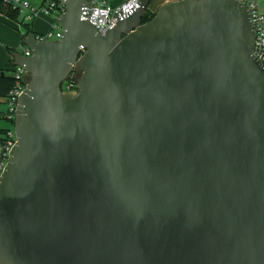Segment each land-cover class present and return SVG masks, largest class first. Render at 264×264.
<instances>
[{"label":"water","instance_id":"95a60500","mask_svg":"<svg viewBox=\"0 0 264 264\" xmlns=\"http://www.w3.org/2000/svg\"><path fill=\"white\" fill-rule=\"evenodd\" d=\"M0 176V264H264V64L251 9L139 0L102 31L60 0ZM80 73L77 90H63Z\"/></svg>","mask_w":264,"mask_h":264},{"label":"built area","instance_id":"2783aa9c","mask_svg":"<svg viewBox=\"0 0 264 264\" xmlns=\"http://www.w3.org/2000/svg\"><path fill=\"white\" fill-rule=\"evenodd\" d=\"M13 5L19 8L21 17L24 23L32 22L37 19L39 15L54 14L55 17L62 15L66 11V5L60 0H41V6L35 8L30 3L24 0H11ZM91 6L92 14L90 20L96 26L100 27L102 31L114 26L117 19L114 17L115 13L123 9L127 12L131 6H135L139 0H128L120 6L113 7L108 4V0H88ZM243 5H248L251 9L252 21L254 23L255 38L253 41L254 54L264 64V0H238ZM56 21L54 25L47 32H38L37 39L44 40H59L61 37L62 29L59 23ZM7 20H10L6 17ZM16 23V21H13ZM19 27L22 26L20 22ZM16 23V24H17ZM18 26V25H17ZM23 54L26 56L32 55L31 51L24 46ZM13 76L16 79V83L7 97L0 98V101L7 105L6 111H0V119H5L13 123L12 128H0V176L8 163L10 151L17 142V136L15 133V116L18 105L19 95L26 87L30 75L21 66H16L13 71ZM63 90H77V85L73 82H67L62 84Z\"/></svg>","mask_w":264,"mask_h":264},{"label":"trees","instance_id":"16d2710c","mask_svg":"<svg viewBox=\"0 0 264 264\" xmlns=\"http://www.w3.org/2000/svg\"><path fill=\"white\" fill-rule=\"evenodd\" d=\"M156 11H152L149 6L143 17L142 23L151 20L155 16ZM0 13L8 17L9 19L20 22L22 24L24 30V32L22 33V40L30 32L36 31V29L34 28V24L37 19H34L32 22L24 23L19 8L15 7L11 0H0ZM7 49L12 57L7 62V66L4 69H0V98L7 97L16 83V79L13 76V71L16 67L14 65V53L16 52V49L13 47H8ZM79 75L80 73L73 71L68 79L64 82V84L67 82H73L76 87L78 79L80 77Z\"/></svg>","mask_w":264,"mask_h":264},{"label":"rangeland","instance_id":"374dc122","mask_svg":"<svg viewBox=\"0 0 264 264\" xmlns=\"http://www.w3.org/2000/svg\"><path fill=\"white\" fill-rule=\"evenodd\" d=\"M28 3H30L31 5H33L35 8H39L41 6V0H24ZM153 1V0H152ZM123 2H125V0H108V4L110 6L113 7H117L120 6ZM152 3V2H151ZM56 18L54 14H50V15H45V14H41L39 15V17L37 18L36 22H35V28L37 31H40L42 33L47 32L49 30V28L51 27V25L55 23ZM5 21L8 22V24H10L9 22H12V25L10 24L11 28L13 30L17 29V33L19 34L20 32L18 31V29L23 33V27H19V23H15L13 22V20H6ZM18 25V26H17ZM3 42H0L1 45ZM17 51H22L24 50V46H23V42L21 40V36L19 38V42L16 46ZM4 53V49L3 47H1L0 49V54ZM80 76V75H79ZM0 108L2 111H6V109L8 108L7 105L5 103H0ZM13 123L11 121L5 120V119H0V128H12Z\"/></svg>","mask_w":264,"mask_h":264},{"label":"crops","instance_id":"0c3cea01","mask_svg":"<svg viewBox=\"0 0 264 264\" xmlns=\"http://www.w3.org/2000/svg\"><path fill=\"white\" fill-rule=\"evenodd\" d=\"M126 1L128 0H125V2ZM171 1H174V0H153L152 3L150 4V9L152 11H156L160 5L171 2ZM5 19H6V16L0 13V42H3L2 43L3 45L0 44V49L1 47H3L4 49V53L0 54V69H4L7 66V62L12 57V55L9 53L7 48L13 47L16 49L20 36L22 40V32L18 29V31L20 32L18 34L16 32L17 29L13 30L11 28L10 24L12 25V22H9L10 24H8V22L5 21ZM34 28H35V24H34ZM37 32H40V31H37ZM0 103H3V102L0 101ZM0 111H2L1 108H0Z\"/></svg>","mask_w":264,"mask_h":264}]
</instances>
